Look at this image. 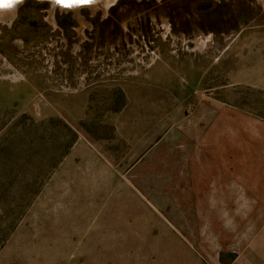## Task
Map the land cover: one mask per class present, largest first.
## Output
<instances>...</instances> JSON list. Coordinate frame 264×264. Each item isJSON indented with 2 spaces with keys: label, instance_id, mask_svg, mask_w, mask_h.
<instances>
[{
  "label": "rangeland",
  "instance_id": "1",
  "mask_svg": "<svg viewBox=\"0 0 264 264\" xmlns=\"http://www.w3.org/2000/svg\"><path fill=\"white\" fill-rule=\"evenodd\" d=\"M85 1L0 21V264H264V0Z\"/></svg>",
  "mask_w": 264,
  "mask_h": 264
},
{
  "label": "bare ground",
  "instance_id": "2",
  "mask_svg": "<svg viewBox=\"0 0 264 264\" xmlns=\"http://www.w3.org/2000/svg\"><path fill=\"white\" fill-rule=\"evenodd\" d=\"M69 1H73V0H49V2H51V8H55L56 6H59V8L62 9H71V5H68L66 2ZM78 3L76 6H74L75 10H78V6L79 4L83 3L80 1L83 0H76ZM114 0H86L85 2H87L88 4H92L93 6L91 8H95L97 5H103V6H97L96 8H101L102 10L105 11L106 7L113 3ZM103 2V3H102ZM15 0H0V21L1 22H6L9 21L12 17V14H14V10L15 8ZM82 5V4H81ZM80 5V6H81ZM73 11V9H71ZM70 10V11H71ZM6 12H8V15L10 16L9 18H4L1 15H6Z\"/></svg>",
  "mask_w": 264,
  "mask_h": 264
},
{
  "label": "crops",
  "instance_id": "3",
  "mask_svg": "<svg viewBox=\"0 0 264 264\" xmlns=\"http://www.w3.org/2000/svg\"><path fill=\"white\" fill-rule=\"evenodd\" d=\"M255 50V54H253V57H257V63H256V70L257 72H259V74L264 73V66L259 65V62L264 61V48H261V46L258 49H255V47L252 49V51ZM246 69V67H245ZM248 70H245L244 72H247ZM264 77H258V80L256 82H247L248 85H253V86H257V87H263L264 88ZM237 83H241V82H237ZM243 83V82H242ZM246 84V83H245ZM264 226V225H263ZM258 239L264 241V230L262 231V233H258ZM258 242V241H257ZM257 242H253V247L256 250H263L262 247V243L257 244ZM254 261H250V264H253ZM236 264H249L248 260H240L238 263Z\"/></svg>",
  "mask_w": 264,
  "mask_h": 264
},
{
  "label": "water",
  "instance_id": "4",
  "mask_svg": "<svg viewBox=\"0 0 264 264\" xmlns=\"http://www.w3.org/2000/svg\"><path fill=\"white\" fill-rule=\"evenodd\" d=\"M22 1H23V0H15V4H16V5H15V8H16V7H17ZM44 1H49V0H44ZM116 1H117V0H116ZM116 1H114V3H115ZM110 6H111V5H110ZM10 21H11V20H10ZM10 21H8V22L6 21V22L9 23ZM6 22H5V23H6Z\"/></svg>",
  "mask_w": 264,
  "mask_h": 264
}]
</instances>
